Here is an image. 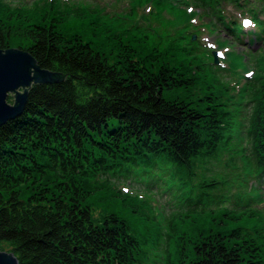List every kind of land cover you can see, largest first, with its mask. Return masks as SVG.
Returning <instances> with one entry per match:
<instances>
[{
    "label": "trees",
    "instance_id": "1",
    "mask_svg": "<svg viewBox=\"0 0 264 264\" xmlns=\"http://www.w3.org/2000/svg\"><path fill=\"white\" fill-rule=\"evenodd\" d=\"M191 1L249 52L264 45V0ZM100 12L0 0V49L60 74L0 125V249L19 264H264V229L248 225L264 200V74L239 102L196 31L161 50ZM118 184L165 201L147 213Z\"/></svg>",
    "mask_w": 264,
    "mask_h": 264
},
{
    "label": "rangeland",
    "instance_id": "2",
    "mask_svg": "<svg viewBox=\"0 0 264 264\" xmlns=\"http://www.w3.org/2000/svg\"><path fill=\"white\" fill-rule=\"evenodd\" d=\"M61 2V7L65 10L72 6L81 9L101 11L102 19L109 23L119 25L123 22L124 27H115L116 29L128 32L129 35L136 34V37L143 39L148 36L150 43L155 44L159 49L164 50L169 46L173 39L178 38V34L191 35L193 32L200 34V47L202 49L213 50L217 54L218 61L222 60L224 69L219 73L221 80L228 87L224 92L228 96H237L239 102L247 98L249 84L247 83L255 74H264V52H260L262 48L260 44H253L255 52H249L247 48L233 39L232 36L225 34L220 28L214 29L211 26V20L199 10L191 0H172L175 8L171 9L170 5H166L161 9L153 0H58ZM180 1V2H178ZM178 6V7H177ZM228 9L230 6H228ZM234 13H238L234 11ZM138 25L137 28H135ZM245 24V28H248ZM184 34V35H185ZM195 35V34H194ZM196 37V36H195ZM142 39V40H143ZM264 39V36L262 37ZM261 45V46H260ZM264 46V45H263ZM260 47V48H259ZM259 48V49H258ZM259 50V51H258ZM220 62V61H219ZM7 102H13L11 93L7 96ZM224 169L223 166H220ZM231 168V167H230ZM118 184L123 191L132 192L140 195V199H147L149 207H146V212L151 213L159 209L161 203H164V198H158L155 195H146L145 192L127 188V185ZM257 216L248 220L250 227H259L264 229V200L258 201ZM93 216L98 218L103 214L102 207L93 205ZM116 211L130 220L134 227L144 231L146 222L141 220L140 214L133 213L129 208L116 207ZM167 211V210H166ZM168 212V211H167ZM252 225V226H251ZM150 234V233H149ZM150 236L157 240L158 235L155 233Z\"/></svg>",
    "mask_w": 264,
    "mask_h": 264
},
{
    "label": "water",
    "instance_id": "3",
    "mask_svg": "<svg viewBox=\"0 0 264 264\" xmlns=\"http://www.w3.org/2000/svg\"><path fill=\"white\" fill-rule=\"evenodd\" d=\"M214 55L218 62L217 54ZM59 78L60 74L42 69L26 50L17 47L0 49V125L22 112L32 85L58 81ZM9 93L13 95L12 103L7 102ZM0 264L19 262L13 252L0 249Z\"/></svg>",
    "mask_w": 264,
    "mask_h": 264
},
{
    "label": "snow or ice",
    "instance_id": "4",
    "mask_svg": "<svg viewBox=\"0 0 264 264\" xmlns=\"http://www.w3.org/2000/svg\"><path fill=\"white\" fill-rule=\"evenodd\" d=\"M247 23V22H246Z\"/></svg>",
    "mask_w": 264,
    "mask_h": 264
}]
</instances>
